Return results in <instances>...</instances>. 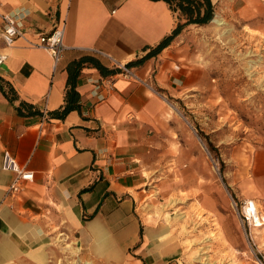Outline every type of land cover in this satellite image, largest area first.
Masks as SVG:
<instances>
[{"label": "crops", "instance_id": "0c3cea01", "mask_svg": "<svg viewBox=\"0 0 264 264\" xmlns=\"http://www.w3.org/2000/svg\"><path fill=\"white\" fill-rule=\"evenodd\" d=\"M211 3L230 21L256 18L264 0H231L224 10L221 0ZM0 13L23 17L28 33L11 47L0 40V264H59L72 253L97 264H183L180 243L153 232L139 210L152 166L176 159L165 100L195 89L185 62L193 75L199 66L180 34L144 58L176 28L178 13L162 0H0ZM61 21L66 49L54 68L25 39ZM81 59L72 69L79 108L54 117L65 104L68 67ZM121 64L138 80L120 76ZM108 80L113 88L102 87L97 102L92 91ZM4 152L33 172L17 195L9 193L15 174L2 168ZM251 167L253 188L235 195L260 202L264 148ZM251 240L264 261V225Z\"/></svg>", "mask_w": 264, "mask_h": 264}, {"label": "rangeland", "instance_id": "374dc122", "mask_svg": "<svg viewBox=\"0 0 264 264\" xmlns=\"http://www.w3.org/2000/svg\"><path fill=\"white\" fill-rule=\"evenodd\" d=\"M229 2L221 0L223 10ZM222 12L224 25L211 19L178 37L199 66L193 75L185 62L195 89L165 100L177 127L176 159L152 166L139 205L146 226L180 243L183 264H249L259 257L236 212L253 200L264 216V199H239L235 190L253 188V156L264 148V4L256 18L228 21ZM85 263L97 264L74 253L59 264Z\"/></svg>", "mask_w": 264, "mask_h": 264}, {"label": "built area", "instance_id": "2783aa9c", "mask_svg": "<svg viewBox=\"0 0 264 264\" xmlns=\"http://www.w3.org/2000/svg\"><path fill=\"white\" fill-rule=\"evenodd\" d=\"M65 30V22L61 21L56 26H54L49 32L33 33L31 38H26V44L29 48H37L45 50L52 58L54 68L56 64L60 61L62 54L66 47L63 44ZM27 30L23 25V17L11 16L9 14L0 13V40L4 43L6 47H11L18 38L27 37ZM6 60V55L0 53V65ZM119 70V75L131 78L137 81V76L133 73L128 65L121 64L116 66ZM103 89L112 90V82L110 80L104 83H98L92 91L93 97L96 98L97 102H102L105 100V95L103 94ZM2 168L7 171H11L15 174L12 183L9 186V193L11 195H17L21 191V182L32 181L33 172L25 170L20 167L16 160L8 153L3 154ZM264 205V200H263ZM238 216L241 222L249 228V236L251 237V228L257 227L256 223L258 220L263 222V217L260 214L257 206L253 200H243L238 209ZM258 264H264L263 260L259 258L256 259Z\"/></svg>", "mask_w": 264, "mask_h": 264}, {"label": "trees", "instance_id": "16d2710c", "mask_svg": "<svg viewBox=\"0 0 264 264\" xmlns=\"http://www.w3.org/2000/svg\"><path fill=\"white\" fill-rule=\"evenodd\" d=\"M158 1V0H152ZM164 1L171 11L178 13L179 22L172 33L165 37L153 50H151L144 58H148L153 54L160 52L166 48L171 41L177 37L181 32L189 26H204L213 17L214 7L211 0H162ZM144 58L142 60H144ZM139 60L137 62H141ZM85 59L74 61L69 65V79L67 82V90L65 94V104L60 109L52 113V116L57 118H64L70 111L79 108L78 95L74 90L75 81L72 78V69L75 74L80 69ZM133 64V63H132ZM98 66V65H97ZM100 68V66H98ZM102 69V68H100ZM13 91L12 88L9 89Z\"/></svg>", "mask_w": 264, "mask_h": 264}, {"label": "bare ground", "instance_id": "6f19581e", "mask_svg": "<svg viewBox=\"0 0 264 264\" xmlns=\"http://www.w3.org/2000/svg\"><path fill=\"white\" fill-rule=\"evenodd\" d=\"M211 22L214 24V25H216V27H218V26H222V25H224V22H223V20L219 17V15H214V17L212 18V20H211ZM264 199V198H263ZM263 208V207H262ZM263 215V214H262ZM263 217V222H261V220H258L257 221V223H256V226L257 227H261V226H263L264 225V216H262ZM80 249V248H79ZM76 253V252H75ZM85 264H88V263H85Z\"/></svg>", "mask_w": 264, "mask_h": 264}]
</instances>
